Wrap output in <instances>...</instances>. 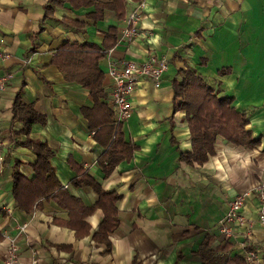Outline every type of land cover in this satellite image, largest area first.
<instances>
[{
    "label": "crops",
    "instance_id": "obj_1",
    "mask_svg": "<svg viewBox=\"0 0 264 264\" xmlns=\"http://www.w3.org/2000/svg\"><path fill=\"white\" fill-rule=\"evenodd\" d=\"M96 1L104 5L97 12L94 3L0 0V264L11 238L17 264H249L244 250L264 242L255 186L264 179V0H144L135 26L149 32L129 39L123 34L127 15L140 0ZM72 19L83 26L75 27ZM110 27L116 42L105 49ZM74 42L94 43L104 52L98 65L105 96L97 102L51 61L62 44ZM150 52L167 66L157 82L143 79L128 96L131 114L118 132L130 153L104 173L98 158L115 133L108 67L144 60ZM187 67L217 96L231 98L256 145L237 146L218 136L205 162L181 157L192 144L188 117L174 109L172 81ZM18 90L23 102L44 115L46 122L33 124L29 135L54 150L55 175L76 201L40 197L19 205L13 163L19 161L17 171L32 179L36 154L16 142L26 136L14 134L23 122L11 120ZM73 163L119 195L108 245L93 236L104 213L95 207L98 193L72 184ZM240 193L243 220L226 235L220 223L229 200ZM67 203L93 209L80 218L62 205ZM207 237L209 255L202 249Z\"/></svg>",
    "mask_w": 264,
    "mask_h": 264
},
{
    "label": "trees",
    "instance_id": "obj_2",
    "mask_svg": "<svg viewBox=\"0 0 264 264\" xmlns=\"http://www.w3.org/2000/svg\"><path fill=\"white\" fill-rule=\"evenodd\" d=\"M54 1L60 4L63 0ZM69 1L75 7L94 3L96 5L94 12L100 11L104 7V5L98 3L96 0ZM123 1L114 0L113 2L125 5ZM115 11L117 15L119 14L120 17H123L124 11H121L120 8H115ZM48 13V11L45 13V17ZM93 13H90L91 16L94 15ZM70 23L75 25V27L83 26V23H80L78 20L72 19ZM116 37L117 31L115 27H110L105 35L102 46L105 49L111 47L116 42ZM103 55L104 52L102 49H99L94 43H64L54 53L51 61L55 63L66 79L80 82L82 86L88 89L95 99V102H97L99 97L105 96L104 90L102 89L103 75L98 65V59ZM223 72L221 71L220 73L222 74ZM177 73H179L180 77L172 81L174 90L173 101L175 102L174 109L184 110L185 115L188 117V129L190 130L192 144L190 151L181 154L183 159L190 163L205 162L208 159V155L214 152V143L218 136L225 137L230 143L237 146L253 147L258 143V139L252 137L250 131L245 128L247 119L242 112L235 110L232 106L231 98L217 96L214 88L204 81L201 74L196 72L195 68L187 67L185 69H178ZM12 110L13 115L11 120L23 122L22 128L14 132V134L26 135L22 140H16L15 138L16 142L21 145H26L36 154V160L31 165L34 171L32 179L22 176L17 171L19 161L14 160V170L12 172L14 179L13 193L19 205L24 200L32 202L38 200L40 197L55 198L58 202H61L60 197L64 201L67 199L76 201V197L61 187L55 175L54 166L51 163V156L54 150L46 142L38 139L34 140L29 135L33 124L36 122L44 124L46 122L44 115L35 110L32 103H25L21 100L20 90L17 91L13 99ZM108 111L110 116L114 115V110L108 109ZM112 124L115 125V133L107 144L105 152L98 158V162L103 167L104 173L110 172L122 157L123 152H126V154L130 153V148L122 141V136L118 132L121 123H117L113 118ZM72 166L76 171V176L71 181L72 184L75 186L87 184L93 187L94 191L98 193L95 207L100 206L104 213L103 220L100 222L97 231L93 233V236L94 238L105 241L108 245L109 240L107 235L117 224L115 202L119 199V195L112 190L103 189L84 170L83 166H75L74 163ZM24 196L26 197L24 198ZM62 205L65 208L68 207L73 215H77L80 218L84 216V213L91 212L93 209V207L83 206L77 209L75 204L70 203ZM72 224L74 225L73 222ZM208 242L209 238L207 237L202 246V249L207 250L206 253L209 252L207 255L211 254Z\"/></svg>",
    "mask_w": 264,
    "mask_h": 264
},
{
    "label": "built area",
    "instance_id": "obj_3",
    "mask_svg": "<svg viewBox=\"0 0 264 264\" xmlns=\"http://www.w3.org/2000/svg\"><path fill=\"white\" fill-rule=\"evenodd\" d=\"M144 5V0L138 1L137 6L127 15V27L123 30V34L128 39L134 37V35L146 36L149 32V30L138 31L135 26L139 18V9ZM166 66L167 62L165 59L159 58L156 54L150 52L144 60H127L120 68L114 65L108 67V75L112 78L109 100L113 106L114 118L117 123H122L129 118L131 106L128 96L136 89V85L143 79H152L157 82ZM255 186L259 200H261L258 220L264 225V179L259 180ZM244 201L243 193L229 200L225 216L220 223V229L226 235L233 233L232 223L241 224L243 216L239 214V210L244 205ZM5 251L6 255L3 259V264H17V252L15 251L13 238L8 240ZM260 251L263 253V256H259ZM244 258L249 264H264V242L260 247L245 249Z\"/></svg>",
    "mask_w": 264,
    "mask_h": 264
}]
</instances>
